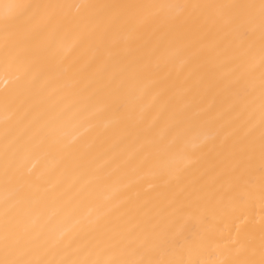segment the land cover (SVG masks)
Instances as JSON below:
<instances>
[{"label": "bare ground", "instance_id": "6f19581e", "mask_svg": "<svg viewBox=\"0 0 264 264\" xmlns=\"http://www.w3.org/2000/svg\"><path fill=\"white\" fill-rule=\"evenodd\" d=\"M0 264H264V0H0Z\"/></svg>", "mask_w": 264, "mask_h": 264}]
</instances>
